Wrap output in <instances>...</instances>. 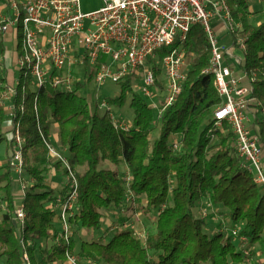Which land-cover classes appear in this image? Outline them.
Here are the masks:
<instances>
[{
    "label": "trees",
    "instance_id": "1",
    "mask_svg": "<svg viewBox=\"0 0 264 264\" xmlns=\"http://www.w3.org/2000/svg\"><path fill=\"white\" fill-rule=\"evenodd\" d=\"M235 22L240 23V36L245 39L241 70L254 79L253 93L264 105V21L250 22L253 14L248 0H226ZM232 44L236 45L233 36ZM22 32L18 29L17 55L22 54ZM185 52L187 69L181 93L157 122L146 99L134 92V77L118 83L119 96L110 99L112 106H122L131 95L129 106L134 111L132 126L124 130L112 123L99 104L94 108L77 93L83 85L75 83L74 91L64 92L45 85L31 89V78L20 71L16 94L12 99L13 132L18 130L24 140L23 171L33 183L24 192L22 206L26 212L24 225L16 227L13 220V140L7 145V160L0 174V189L5 193V213L0 220V259L2 264H22L26 252L32 264L66 261L74 242L51 245L37 261L36 242L48 240L59 221L56 212L48 208L54 199L45 175L49 162L67 170L60 162L48 158L46 144L51 142L56 127L58 148L68 160L77 181V210L70 217L74 229L97 230L101 226L102 210L120 208L124 203L123 175L117 170L102 168L124 163L130 174V190L135 199L143 198L140 208L146 215L155 213L154 228L140 241L131 229L119 227L109 242L95 239L80 243V255L95 264H240L245 257L235 245L232 235L219 232L210 237L204 232L205 220L194 214L197 203L208 200L215 208L228 210V217L240 234L247 237L248 246L263 242L264 192L254 182L252 174L241 166L234 137L228 126L216 129L213 112L221 103L214 88V79L203 71L209 66V43L203 28L194 25L182 43H174L155 52L163 59L175 48ZM154 63L149 57L147 65ZM159 76L158 67H153ZM1 75V74H0ZM5 81L4 74L0 82ZM4 88L0 85V125L7 112L1 107ZM9 115V114H8ZM1 127V126H0ZM158 135L151 143L153 128ZM227 129V131H225ZM264 148V121L252 126ZM0 137V143L2 141ZM216 139V141H215ZM179 141L180 151H173L172 142ZM15 173V172H14ZM16 174V173H15ZM1 185H4L1 187ZM67 189L63 188L65 195ZM57 197V196H56ZM136 200V201H137ZM206 203V202H205ZM207 204V203H206ZM55 233H57L55 231ZM30 242L32 244H30Z\"/></svg>",
    "mask_w": 264,
    "mask_h": 264
},
{
    "label": "built area",
    "instance_id": "2",
    "mask_svg": "<svg viewBox=\"0 0 264 264\" xmlns=\"http://www.w3.org/2000/svg\"><path fill=\"white\" fill-rule=\"evenodd\" d=\"M102 7L92 13L83 14L80 0H4L8 14L0 19V34L12 32L17 38L22 32V54L17 55L16 64L20 71L29 75L36 88L51 85L64 91H74V66L95 68L94 80L103 86L108 82L118 84L128 76L138 77L139 89L144 99H157L156 122L164 111L179 97L186 77L187 62L182 47L175 48L163 59L155 52L174 43H182L194 25H200L209 43V66L203 71L214 79V88L221 98L220 105L213 112L215 127L224 131L227 125L234 137V144L241 166L252 174L254 182L264 192V151L257 135L248 124L247 110L259 107L261 101L254 96V79L245 73L239 77L242 52L246 49L245 39L240 36L242 26L235 22L226 0H102ZM216 29L222 36H233L236 42L224 46L219 42ZM78 45V46H77ZM81 47V48H80ZM83 50L80 53V50ZM238 52L235 55L234 52ZM149 57L154 63L147 66ZM232 62H229V61ZM0 57V71L3 70ZM158 67L160 75L154 74ZM19 71V72H20ZM17 79L5 77L1 105L6 101L9 117H12V99L16 94ZM147 101V100H146ZM149 105V104H148ZM149 107H151L149 105ZM102 112L108 113L112 123L124 130L131 126L121 123L112 113L108 101L99 102ZM152 108V107H151ZM14 152L10 160L17 175L23 172L22 147L24 140L18 130L14 131ZM173 151H180L179 141L172 142ZM48 158L60 162L67 170L64 188L67 193L57 196L48 203L61 222V231L56 235V243L69 242L73 238L70 217L77 210V181L74 171L61 150L46 144ZM124 180V207L131 206L135 196L130 190V174L127 170ZM24 195V194H23ZM123 205L118 208L123 211ZM16 219L19 227L24 225L26 212L21 204ZM205 215V214H204ZM203 215V216H204ZM117 217V216H116ZM133 226V225H131ZM128 228L127 226H123ZM132 230V229H131ZM134 231L142 242L147 233ZM241 245V252L250 250L247 237L233 229L231 234ZM33 243V242H32ZM30 242V244H32ZM247 255V252L245 253ZM22 264H32L26 252ZM69 264H77L76 258L66 254ZM95 264V263H93Z\"/></svg>",
    "mask_w": 264,
    "mask_h": 264
},
{
    "label": "rangeland",
    "instance_id": "3",
    "mask_svg": "<svg viewBox=\"0 0 264 264\" xmlns=\"http://www.w3.org/2000/svg\"><path fill=\"white\" fill-rule=\"evenodd\" d=\"M248 2H249V9L253 13L250 17V22L252 24L258 25L264 21V0H248ZM3 5H4V1L0 0V9ZM102 5H103L102 0H80V3H79L80 10L83 14L95 12L99 10L102 7ZM216 34L219 36L220 44L224 46L232 45L230 36L228 34H225V36H222L221 29H216ZM6 35L7 34H3L2 36L0 34V57L2 58V63L4 64V67L14 72V75L16 77L15 80H16L19 76L20 70L16 63H14L13 65V63H11L10 61L12 60L14 52L16 51V45L18 43V40L16 38H11ZM82 52L83 50L81 49L80 53ZM4 59L5 61H3ZM4 67H2L3 70L0 71L1 75L5 73ZM72 73H73L75 83L80 82V84L83 85V87L77 90V93L87 100L91 108H94V105L96 103L99 104V102L101 101H109L110 99H114L117 96H119L118 84H114L110 82H108L107 84L103 86H99L96 84L94 80L95 68L92 66L89 67L87 65L86 67V66L76 65L73 67ZM241 75L242 73L240 71H236L235 73L236 77H239ZM12 80L13 79L10 78V81ZM0 83L4 84L5 81L0 82ZM139 85H140L139 78L136 77L133 82L134 92L142 96L141 90L139 89ZM30 87L31 89H35L36 88L35 83L30 84ZM146 100H147V103L152 107L154 119L156 120L157 109L153 107V105H158L159 100L157 99H153V100L146 99ZM130 101H131V95H127L126 101L122 106L118 107V106L111 105L112 113L114 114V116L118 120H121L120 121L121 123L127 124L129 126L132 125V120L134 117V111L129 106ZM8 106H10V102ZM260 120L264 121V116H261ZM0 126H1L0 127V137L3 138L0 143V174H1L3 172L4 165L6 164V160H7V155H6L7 145L14 138L13 124L8 114L7 116L4 117ZM225 131H227V129ZM157 135H158V128L156 127V128H153L151 135H150L151 143L157 137ZM51 143L53 146L59 149L57 146L58 145V135H57L56 127L52 129ZM14 150L15 149H14V143H13V151ZM43 166H45L44 169L47 175L48 173H50L51 169L55 170L54 175L56 174V176L53 178L51 182L57 185V188H56L57 192H61L63 189L62 180L64 179L62 170L56 169L55 164L51 162ZM101 167L108 168L112 166L109 162H104L101 164ZM113 168L119 172L120 176L124 175L127 171V168L124 165V163H121L120 165L113 167ZM12 178H13L12 191H13L14 201H15L13 220H14L16 227L19 229L15 213L17 212L18 209H20L21 204H22L21 200L23 199V194L32 185L33 180L24 171L21 173V175H17L13 172ZM3 186L4 185H1V187ZM4 193H5V190L0 189V220H1L2 215L5 213V203L2 200ZM136 200L137 199L134 200L131 206L124 207L123 205V208H124L123 211H120V209H118L117 207L116 208L111 207L109 209L102 210L101 212L102 217L100 219L101 226L99 229L95 231V236H96L95 240L97 241L98 239L97 237H99L102 231L104 230L105 233L111 234V236H109L108 239L106 240V242H109L112 236L116 233L117 229L122 226L128 227L129 225H133V226H129L130 228H126V229H132V230L139 231V232H142L143 230H145L146 233L151 232L154 228V223L156 219L155 213L149 212L148 214L145 215L143 211L140 210V208H142V206L145 204V200L143 198H140L139 202L138 200L137 201ZM199 203H197L194 209V213L196 217L203 218L205 220L204 232L208 236L212 237L216 235L217 233H219L220 231H222L225 235H230L231 231L237 228L231 224V220L228 217V210L222 208L220 209V211H218L215 207H212L211 205H209L208 200H203V204L202 202L201 204ZM138 226L141 228L138 229ZM54 228L56 232H60L61 222L58 221L57 223H55ZM73 235L77 236V238L74 241V249L72 251V253L74 252L75 253L74 255L71 253V255H73L74 258H77V255H79V252H80V241L81 242L90 241V240H93L94 238H92L89 233L87 234L86 230L81 229L80 227H77V226L73 229ZM55 237H56V234H54L53 238L51 237L50 239L40 241L39 243L36 242L37 245L35 249V256H36L37 261H39L40 259L44 257L43 255H41V252L43 250L50 251L51 243L54 241ZM263 239H264V235H263ZM235 245L237 249L239 250L241 249V245L239 244L238 240H235ZM246 252H247V255H245ZM241 253L245 257V259L240 264H264V240L263 242L255 244L253 247L250 248V250L242 251ZM76 260H77V264H79L80 263L79 259L77 258ZM58 264H69V263L65 261V262H61ZM88 264H93V262L89 261Z\"/></svg>",
    "mask_w": 264,
    "mask_h": 264
},
{
    "label": "crops",
    "instance_id": "4",
    "mask_svg": "<svg viewBox=\"0 0 264 264\" xmlns=\"http://www.w3.org/2000/svg\"><path fill=\"white\" fill-rule=\"evenodd\" d=\"M4 1V0H3ZM5 5V4H4ZM2 6L1 7V9H0V19L3 17V16H5L6 14H8L7 12H8V10L5 8V6ZM7 35L6 36H8V37H11V38H16L15 36H14V34L12 33V32H8V33H6ZM2 36H3V34H1ZM17 39V38H16ZM234 54L235 55H238V52H234ZM16 57H17V53H16V51L14 52V55H13V58H12V60L10 61L11 63H13V65H14V63H16ZM3 61H5V59L3 60ZM229 62H232L231 60L229 61ZM16 65V64H15ZM3 67H4V64H3ZM4 70H5V73H4V75H5V77H7V79L9 80L10 78H12V79H15L16 77H15V75H14V72L12 71V70H8V69H6V67H4ZM238 71H240L241 73H242V70H241V68H240V70H238ZM236 73V72H235ZM8 104H9V101H6L5 102V104L4 105H1V107L7 112V114H9L8 113ZM247 116H248V124H249V127L251 128V130H252V126H253V124H254V122L256 121V120H260L261 119V116H264V105H261V106H259V107H254V106H250L249 108H248V110H247ZM9 116V115H8ZM253 131V130H252ZM263 151H264V148H263ZM112 167H108V168H110V169H112V170H116V169H114L113 167H116V166H113V165H111ZM50 168V167H49ZM52 171V172H51ZM51 171H50V173H48V175L45 173V175H46V177H47V180H48V184H49V187H50V189L52 190V196L53 197H56V196H59L60 194H62V191L61 192H57V185L56 184H54V183H52L51 181L53 180V178L56 176V174L54 175V172H55V170L54 169H51ZM64 180V179H63ZM62 180V185H63V188H64V181ZM56 189V190H55ZM63 190V189H62ZM22 199V198H21ZM21 202H22V200H21ZM205 202V201H204ZM202 204H203V202H202ZM218 211H220V209H222V208H216ZM195 214V213H194ZM129 226H131V225H129ZM128 226V228H130ZM141 227H139L138 226V229H140ZM56 231V230H55ZM55 231H53V233H52V238L54 237V234H58V232L57 233H55ZM87 231V230H86ZM95 231L96 230H89V231H87V234L89 233L90 234V236L92 237V238H94L95 239ZM220 232H222V231H220ZM109 236H111V234H107V233H105V231L103 230L102 231V233H101V235L99 236V237H97L98 239H97V241H100V242H102V243H106V240L108 239V237ZM77 238V236H73V238H72V240H73V242L75 241V239ZM50 239V238H49ZM80 240V239H79ZM40 242V241H39ZM38 242V243H39ZM56 243V237H55V239H54V241L51 243V245L52 244H55ZM80 243H81V241H80ZM75 253V252H74ZM74 253H72L73 255H74ZM77 258L79 259V261H80V263L81 264H88V262L90 261L89 259H87L86 257H83V256H81L80 255V252H79V255H77ZM76 258V259H77ZM43 259V258H42ZM41 260V259H40ZM4 262V260H2V259H0V264H2ZM65 262V261H64ZM66 262H68L67 260H66ZM58 263H61V261H57V262H54V263H52V264H58ZM79 263V262H78ZM79 263V264H80ZM51 264V263H50Z\"/></svg>",
    "mask_w": 264,
    "mask_h": 264
}]
</instances>
